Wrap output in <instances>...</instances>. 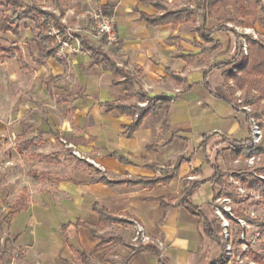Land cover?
<instances>
[{
    "label": "crops",
    "instance_id": "0c3cea01",
    "mask_svg": "<svg viewBox=\"0 0 264 264\" xmlns=\"http://www.w3.org/2000/svg\"><path fill=\"white\" fill-rule=\"evenodd\" d=\"M50 1L53 8L36 0L55 13L72 34L61 17L66 0L59 7ZM97 1L99 10L106 3L112 5L117 42L108 45L100 38L93 42L81 35L118 66L134 72L148 97H173L169 124L163 127L166 111L160 109L130 131L136 116L108 109L107 104L139 106L138 98L113 84V74L93 63L86 48L64 56L55 51L54 56L37 63L33 23L26 20L32 23L25 27V40L35 47L30 58L36 67L25 64L23 54L22 60L7 58L23 63L26 71L41 78L40 91L33 86V91L26 92L27 136L23 139H34L35 145L26 154L41 166L34 171L33 182L20 187L29 193L27 208L12 212L1 198H9L19 189L8 195L7 189L0 188V264H217L221 244L203 232L198 211L205 212L195 198L210 188L207 203L212 208L219 196L222 187L211 181L213 167L223 178H237L239 171L255 170L256 163H248L249 152L242 155L229 144L245 140L250 128L246 111L230 102L223 69L214 65L233 55L236 34L245 43V28L254 30V38H264V23L246 26L227 21L230 29H216L218 20L203 8L196 9L200 0ZM157 4L164 9H158ZM75 7L79 12L80 3ZM183 9L192 12L178 23L149 24L142 17ZM258 10L264 19L262 0H258ZM50 37V45H55ZM217 50L218 58L207 62L208 52L213 55ZM217 98L230 105L225 117L216 115ZM164 176L169 179L152 185L129 183ZM100 177L112 183L98 180ZM194 183L199 185L188 202H181L185 189ZM94 206L116 220L100 221ZM133 222L161 239L163 249L135 247L131 243Z\"/></svg>",
    "mask_w": 264,
    "mask_h": 264
},
{
    "label": "trees",
    "instance_id": "16d2710c",
    "mask_svg": "<svg viewBox=\"0 0 264 264\" xmlns=\"http://www.w3.org/2000/svg\"><path fill=\"white\" fill-rule=\"evenodd\" d=\"M30 1L31 3L26 2V0H0V5L5 3L15 7V10L11 14L0 15V32L3 34L10 33L13 36H18L21 24H23L26 20H30L33 23L32 41L35 42L38 50L35 61L37 63H41L44 59L54 56L57 47L56 44L50 45L52 39L46 34V23L50 22L52 25L57 27L63 37H66L67 27L51 10L43 9L42 6L36 2V0ZM52 1L57 7L64 3V0ZM157 6L158 9H164V7L160 4H157ZM201 8L209 14H212L218 20L219 24L216 29H230L225 25V22L227 21H233L246 26L251 25L254 22H258L260 24L264 23V19L259 16L258 0H200L196 4V9L198 10ZM228 8H230V10ZM100 11L104 14H112V5L106 3L101 7ZM191 12L192 11L189 9H183L181 11L165 10L162 15H142V17L149 24H162L165 22L178 23L187 20ZM212 30L213 29L207 33V41H210L209 35ZM72 34L79 39L81 47L90 51L93 63L101 65L104 69L109 70L113 74V84H120L124 88L127 95L136 96L140 102H146L144 106H138L136 103L124 105L121 102L107 104L108 109L115 108L121 113H127L132 116L137 114L134 122L129 126L130 131L135 129L146 115L155 114L160 109H164L166 111V116L162 125L163 127L168 126L169 105L173 97L163 95L148 97L143 91L140 85V80L134 72L127 71L123 67L118 66L108 54L101 50L100 47L91 45L89 40L83 37L81 33L73 32ZM238 36L239 35L236 34L237 38L233 55L223 62L217 63L214 67L223 69L222 73L225 79L231 80L234 87L242 91V103L244 105L250 104L253 106L251 112L246 111V119L249 123V128L251 127V117L255 118L258 125L262 128L264 126V120L261 119V117L264 116V105H259V102L262 100L264 101V38H254L248 33L243 34V38L246 43V52H244L242 49V43ZM100 39L104 42V38ZM0 52H2L5 57L13 58L18 56V59L22 60V53L16 46L7 47L0 44ZM230 102L233 106H235L232 101ZM229 144L233 151L239 148L238 152L242 155H245L248 152L254 155H264V133L262 134L259 143L255 146L251 145L250 135L243 141H229ZM34 145V139L30 141L22 140L17 144V149L20 152H24ZM213 168L215 173L212 176L211 181H219V178H221L223 174H220L215 167ZM257 171L264 174V165L255 168V170L239 171L236 175L246 188L251 189L260 195V199L257 202L264 203V179L259 177V173ZM168 179L169 177L167 176L141 178L129 181V183L141 184L142 186H145L155 184L159 181H167ZM98 180L109 184L112 183L102 177L98 178ZM198 185L199 183H194L186 188L181 202H188V196ZM227 194L228 196H232L234 198H237L238 196L235 191H228ZM28 200L27 190L22 188L11 206L12 212H17L27 208ZM94 209L98 212L100 221L107 222L116 220L114 217L106 213V211L101 207L94 206ZM238 210L239 208L234 209L236 215L244 217L250 223H258V225L262 227V231L264 233V221H261L259 218H250L248 214H242ZM199 218L203 232L222 246V235L219 220L216 218L209 220L201 212H199ZM256 260L258 264H264V258L261 254L256 255ZM221 262L222 257H220L217 264H221Z\"/></svg>",
    "mask_w": 264,
    "mask_h": 264
},
{
    "label": "rangeland",
    "instance_id": "374dc122",
    "mask_svg": "<svg viewBox=\"0 0 264 264\" xmlns=\"http://www.w3.org/2000/svg\"><path fill=\"white\" fill-rule=\"evenodd\" d=\"M40 1H42V5L53 8L50 0ZM77 3H80L81 5L79 12H76L75 10V4ZM14 10L15 7L9 4L4 3L0 5V15H9ZM98 11L100 10L97 0H87L85 2H82V0H66L64 12L61 14V17L67 22L70 32L79 31L83 35L91 37L93 42H98L99 38H97L95 35L94 19V14ZM26 25L31 26L32 23L30 21H25L23 24H21L20 34L18 36H13L10 33L3 34L0 32V44L7 47H12L13 45L19 47L23 54L24 63L26 64L27 61L31 68H35L36 66L32 63L30 58V52L35 51V47L32 43L26 44ZM227 35L230 38L232 37V35ZM221 36L223 39L222 41L226 43L227 39L224 33ZM219 54V50H217L213 55L212 53L208 52L206 56L207 62L216 60ZM225 57L229 58V55ZM40 80L41 78L38 76L35 77L33 75V71H26V66H24L23 63L21 64L16 59H8L2 54V52H0V188L4 187V189H7L8 195L13 194L17 189H19L18 193L11 195L9 198H1L3 203L10 204V206H12L16 197L19 195V192L22 189H20V187L24 183L33 182L32 180L36 178L34 176V171H39V167L41 166L39 165L40 161L35 159L33 156L26 154V151L20 152L17 149V144L23 139H26L27 136L26 94L28 96L29 94L26 92H28V90L33 91V86H35L36 92L40 91ZM225 82L234 105L236 107L242 108L244 105L242 103V91L238 94L236 92L237 89L234 87V84L231 80L225 79ZM217 101L219 102L217 104L218 111L216 112V115L220 117L227 116L229 114L230 105L225 100L220 98H217ZM259 105H264V101H260ZM250 107L251 110L247 112L252 111L253 106L250 105ZM261 119L264 120V116H262ZM263 133L264 126L262 127V134ZM33 134H38V130L33 131ZM63 144L65 145V143H62V145ZM260 156L262 158L264 157V155ZM42 164L45 165V162ZM261 165H264L263 160L258 161L255 164V168ZM257 172L259 173L258 175L263 174L259 171ZM228 177L229 176L219 178L218 184L220 187H222L220 188L219 195L228 196V191H234V185L230 183ZM236 179L239 181L241 186L245 187L243 183L240 182L239 177ZM207 189L201 190L195 200L201 202V208L205 212V215L207 214V216L211 218L212 215L214 217V212L212 208H209L207 203V200L210 199L209 195L211 194L210 188ZM230 197L232 199L233 209L239 208L238 211H240L242 214L244 213L245 215L249 214L250 212H254L257 218H259L261 221H264V203L257 202V199L255 198H247L245 200L243 199V201L242 198L238 196L237 198L232 196ZM199 212L200 211H198V214ZM213 219H215V217ZM231 226L234 227V230L237 228L232 224ZM259 229L261 230V236L258 241L250 246V251L255 255L261 254L264 258V233L260 225ZM255 231V228L248 229L249 234H253Z\"/></svg>",
    "mask_w": 264,
    "mask_h": 264
},
{
    "label": "built area",
    "instance_id": "2783aa9c",
    "mask_svg": "<svg viewBox=\"0 0 264 264\" xmlns=\"http://www.w3.org/2000/svg\"><path fill=\"white\" fill-rule=\"evenodd\" d=\"M264 2V0H262ZM95 19V35L97 38H104V41L108 45L115 44L117 42V36L115 33V17L113 14H104L98 11L94 14ZM47 33L53 37L56 47V54L64 56L68 51L79 52L81 50V44L78 38L71 33H67L66 37H63L59 29L50 23H47ZM244 33L251 34L256 37V33L251 28H245ZM242 49L246 51V44L242 43ZM239 94V92H238ZM145 102H140L139 106H144ZM242 109L250 111V105H243ZM137 116V114H135ZM250 138L251 145L255 146L259 143L262 137V128L258 125L257 120L253 117L250 118ZM263 160L260 155L250 154L247 158L249 164H255L258 161ZM264 179V174L259 175ZM230 183L233 184V190L237 193L238 197L242 200L247 198L260 199V195L251 189L240 185L239 181L233 176L229 175ZM243 200V201H244ZM214 217L219 220L222 235L221 246V264H258L256 255L250 251V246L259 240L261 236V230L258 223H250L242 216L235 214L232 199L230 196L219 195L213 200L212 206ZM250 218H257L254 212L248 214ZM234 225L237 227L234 230ZM255 228L256 231L253 234L248 233V229ZM131 243L135 247L142 245H153L158 249H163L164 242L159 238L151 237L145 230V228L138 222H133V233L131 236Z\"/></svg>",
    "mask_w": 264,
    "mask_h": 264
}]
</instances>
